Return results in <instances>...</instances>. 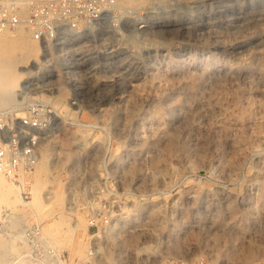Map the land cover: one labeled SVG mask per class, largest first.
<instances>
[{
	"label": "rangeland",
	"instance_id": "rangeland-1",
	"mask_svg": "<svg viewBox=\"0 0 264 264\" xmlns=\"http://www.w3.org/2000/svg\"><path fill=\"white\" fill-rule=\"evenodd\" d=\"M27 40L0 44V113H50L40 208L14 212L46 252L0 264H264V0H144Z\"/></svg>",
	"mask_w": 264,
	"mask_h": 264
},
{
	"label": "built area",
	"instance_id": "built-area-1",
	"mask_svg": "<svg viewBox=\"0 0 264 264\" xmlns=\"http://www.w3.org/2000/svg\"><path fill=\"white\" fill-rule=\"evenodd\" d=\"M110 8H115L111 0H0V32L21 30L37 42H60L103 20ZM50 118L49 111L41 110L39 104L18 119L0 113V173L17 185L24 202L31 198L30 176L39 160V144ZM13 221L17 225L11 231L22 251L44 254L41 227L26 226L23 219L20 223L14 213L7 218V222Z\"/></svg>",
	"mask_w": 264,
	"mask_h": 264
},
{
	"label": "bare ground",
	"instance_id": "bare-ground-1",
	"mask_svg": "<svg viewBox=\"0 0 264 264\" xmlns=\"http://www.w3.org/2000/svg\"><path fill=\"white\" fill-rule=\"evenodd\" d=\"M144 0H111L112 4L117 6L118 8H121L124 5H136ZM27 33L24 31H16V32H0V44L6 47H13L14 50L17 52L23 51V50H31L33 49L34 46L28 45L26 40H27ZM28 41V40H27ZM226 42V41H225ZM224 41L221 43H218L221 48H227L229 44L225 43ZM259 51V50H258ZM262 52H260L261 54ZM264 55V53H263ZM259 56V54H258ZM261 58V57H260ZM1 59V58H0ZM262 60V59H261ZM4 61V60H2ZM8 64L6 62L0 63V104L4 103L7 99V93L11 90V88L15 85L16 83V78L15 74L10 71V68H8ZM228 69V68H227ZM227 71V70H226ZM230 73V72H229ZM205 75V74H204ZM169 77V76H168ZM225 77V76H224ZM152 78V77H151ZM197 78V76H196ZM228 78V76L226 77ZM225 78V79H226ZM232 79V78H231ZM216 80V79H215ZM218 80V78H217ZM216 80V81H217ZM259 80V79H258ZM257 80V81H258ZM263 80V79H262ZM151 81V80H150ZM156 81V80H154ZM194 81V80H193ZM212 81V80H211ZM219 81V80H218ZM149 82V81H148ZM209 82V81H208ZM222 82V81H221ZM228 82V81H227ZM256 82V81H255ZM155 83V82H153ZM259 83V82H258ZM132 84V83H131ZM208 84V83H207ZM218 84V83H217ZM221 84V83H220ZM219 84V86H220ZM251 84V82H250ZM263 84V83H261ZM259 83V86L261 85ZM147 85L145 88H140L138 87V84L131 85L132 86V91L135 92L133 94H137L143 98L148 97L149 95L152 94L153 91H156L158 89H153L151 86H148L149 84H144ZM168 85V84H167ZM212 85V84H211ZM156 86V85H155ZM218 85H216L217 87ZM264 86V84L262 85ZM154 87V85H153ZM221 87V86H220ZM162 88V87H161ZM164 88V87H163ZM261 88V86L259 87ZM217 89H214V91ZM221 90V89H220ZM263 90V89H262ZM162 91V89H160ZM264 92V91H263ZM132 94V93H131ZM135 95V96H137ZM160 95V94H159ZM114 96V95H113ZM134 96V95H133ZM134 96V98H135ZM138 96V97H139ZM152 96V95H151ZM154 96H157L154 92ZM129 97V96H128ZM127 97V98H128ZM132 97V96H131ZM159 97V96H158ZM157 97V98H158ZM120 98V96H119ZM140 98V97H139ZM123 99V98H122ZM126 99V98H125ZM130 99V98H129ZM133 99V98H132ZM138 99V98H137ZM141 99V98H140ZM136 100V99H135ZM149 100V99H148ZM3 101V102H1ZM128 100H126L127 102ZM142 101V100H140ZM146 101V100H145ZM131 102V101H129ZM135 103V101H133ZM144 102V101H143ZM200 102V101H199ZM142 103V102H141ZM204 103V102H203ZM207 103V102H205ZM218 103V102H216ZM215 103V105H217ZM129 104V103H128ZM137 103H135L136 105ZM140 104V103H139ZM137 104V106L139 105ZM200 104V103H199ZM202 104V103H201ZM214 104V103H213ZM212 104V105H213ZM132 105V104H131ZM205 105V104H204ZM199 106V105H198ZM223 106V105H222ZM221 106V107H222ZM217 107V106H216ZM220 107V106H219ZM220 107V108H221ZM141 108V107H140ZM160 108V107H159ZM188 108V107H187ZM203 108V107H202ZM142 109V108H141ZM197 109V108H196ZM2 108H0L1 112ZM193 110V108H192ZM160 111V110H159ZM195 111V110H194ZM137 112V111H136ZM207 112V111H206ZM138 113V112H137ZM187 114V113H186ZM189 115V114H188ZM136 116V115H135ZM187 116V115H186ZM176 117V116H175ZM128 118L131 119L132 117L128 115ZM134 119V118H133ZM182 119V118H181ZM196 120V119H195ZM183 121V120H182ZM192 121V119H191ZM187 123V122H186ZM185 123V124H186ZM193 123V122H192ZM191 124V123H189ZM187 125V124H186ZM189 126V125H187ZM190 127V126H189ZM181 128V127H180ZM185 128V127H184ZM183 128V129H184ZM179 129V128H178ZM63 138L65 139L64 144H69L70 143V136H64ZM172 144V143H171ZM157 160V159H156ZM46 162V161H45ZM47 169L45 163L42 161V158L38 161L37 165L35 166V169L31 173V177H35L34 183H30V189H31V199L27 202H24L21 197L19 196L18 193V187L15 183L9 181L6 177H4L0 173V261L7 256L10 255V253L14 252L16 248L18 247L17 236H14L12 234V229L15 227L17 224H14L12 227L10 223L7 224V218L9 215H11L14 212H19L23 210L24 208L30 209V211H38L40 208L39 205V194H40V188H41V183H40V177L41 173L45 172ZM26 206V207H25ZM8 226L10 228H8ZM11 231V233H10ZM17 242V243H16ZM6 261V260H5Z\"/></svg>",
	"mask_w": 264,
	"mask_h": 264
}]
</instances>
